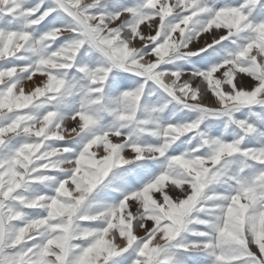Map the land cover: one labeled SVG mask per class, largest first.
<instances>
[{
	"label": "snow or ice",
	"instance_id": "snow-or-ice-1",
	"mask_svg": "<svg viewBox=\"0 0 264 264\" xmlns=\"http://www.w3.org/2000/svg\"><path fill=\"white\" fill-rule=\"evenodd\" d=\"M0 264H264V0H0Z\"/></svg>",
	"mask_w": 264,
	"mask_h": 264
}]
</instances>
